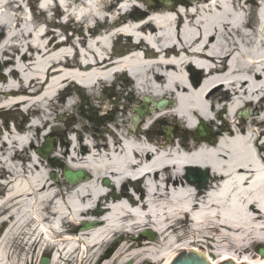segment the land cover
<instances>
[{
    "label": "bare ground",
    "instance_id": "6f19581e",
    "mask_svg": "<svg viewBox=\"0 0 264 264\" xmlns=\"http://www.w3.org/2000/svg\"><path fill=\"white\" fill-rule=\"evenodd\" d=\"M53 1L56 9L71 13L70 20L79 18L73 36L44 32L42 24L54 25L53 20L26 13V0H0V58L10 59L9 77L0 81V112L26 106L39 116L27 126L15 119V130L8 125L6 132L0 130V224H8L0 237V264H30L31 252L39 251L37 258H43L45 250L55 252L51 264H74L79 257L82 264H170L177 251L205 248L215 254L207 255L211 264L232 259L264 264V257L252 252L257 245L264 247V145L252 139L256 133L264 137V46L258 42L256 21L252 26L247 15L250 3L256 6L255 15L260 11V1L194 0L182 2L186 7L177 10L178 0H163L171 5L154 7L148 22L142 8L153 9L140 4L142 0ZM143 2L155 5L152 0ZM50 4L51 0L42 2L49 10ZM126 35L134 41L118 43L111 57L114 36ZM62 36H67L66 42H60ZM78 48L85 51L81 61L66 57ZM126 50L135 51L129 60L123 59ZM118 63L129 69L138 86L131 80L121 88L114 86L118 99L126 100L123 109L118 104L111 109L108 93L105 90L101 97L98 86L109 82ZM76 83L90 88V98L85 99L104 117L101 130L73 111L72 88L81 90ZM147 96L153 108L135 122L132 110L142 108ZM161 97L173 98L174 104L155 109L153 103ZM243 104L258 114L248 115L242 130L248 132L240 137L228 122L238 118ZM47 109L57 114L58 122ZM69 113L72 121L62 126ZM178 117L190 129L197 119L208 125L223 121L231 138L219 143L167 141L158 138L162 133L153 137L141 127L174 123ZM48 127L59 136L54 164L30 153L35 142L48 137ZM54 165L82 169L89 178L75 184L54 181L45 170ZM188 168L209 170L213 182H222L212 189L210 182L206 210L195 204L205 191L181 175ZM143 174L150 186L148 193L141 190L138 200L122 182ZM97 201L103 209L94 207ZM192 210L198 211V222L184 213ZM89 216L105 221L82 229V218L88 224ZM151 226L156 240L131 238L118 244L110 261L107 254L101 256L117 233L144 232ZM65 229L80 232V238L65 235ZM15 241L28 248L16 263Z\"/></svg>",
    "mask_w": 264,
    "mask_h": 264
},
{
    "label": "rangeland",
    "instance_id": "374dc122",
    "mask_svg": "<svg viewBox=\"0 0 264 264\" xmlns=\"http://www.w3.org/2000/svg\"><path fill=\"white\" fill-rule=\"evenodd\" d=\"M30 1H31L30 2L31 5L29 4V0H26L25 8H27V10H28L30 6H35V9H36L38 7V3H37L38 0L37 1L36 0H30ZM184 2H189V4H190V3L193 2V0H184ZM155 3H156V7L157 6H163L162 3L159 0H157ZM181 3H182V0H181ZM140 4L146 5L145 2H143V0L140 1ZM178 4H180V3L178 2ZM146 6H151V5H146ZM248 7H251L252 10H254L256 8V6L254 4H250ZM49 19H51V18H49ZM63 20L65 21V18ZM53 22L55 24H57V26H58V28H60V30H63V31L66 30V29H64L65 26H62L58 22V19L53 20ZM76 24H78V23L73 21L72 23L68 24L67 26H68V28H71V29L72 28H75L76 29V28H78ZM50 27L52 28V25L51 24L49 25V28ZM57 30H59V29H57ZM2 40H3V36L0 37V42ZM129 41L130 40L127 37H122L121 39H118L116 41V43H120L121 42V43L127 44V43H129ZM9 60L10 59H8V58H0V73H1L0 81H2V82H4L5 81V78L7 77L8 67H6V64L9 63ZM129 82H130V78L127 75H123V76H121L119 78V80H118L117 83H118V85H119V83L121 85H123V84L125 85V84H128ZM131 83H132V80H131ZM2 85H4V84L2 83ZM109 85H111V84L110 83L109 84H106L104 86L105 89H104V87H103V89L101 87H100V89H98V92L100 93V96L103 97L104 94H103V92L101 93V91H99V90H101V89L102 90H106L105 92L108 93L107 96H109L107 102L110 104L111 109H114L117 104L123 109L125 106L122 105V104L125 102L126 99L125 98L124 99L123 98L118 99V94L116 92H114V89L111 88ZM132 88H133L132 85L129 86V90L132 89ZM72 92L75 94V89L72 88ZM81 92L84 93L86 91L82 90ZM86 93H88V92H86ZM127 95H128V92L125 93V97ZM88 98H90V97H88ZM79 101L80 102L77 103V100H76V104L77 105L75 104V107H74V110H73V111L76 112V115L82 117L83 120H85L86 122H88L92 126L94 125V126L98 127L99 128L98 130H101L102 127L104 126V124H106V122L104 121V117H102L99 114V112L97 110H95V108H92V105H91V103H89L88 100H86V99H82L81 100L80 99ZM142 102H143V98H142ZM24 110H25V107L16 108V109H14L12 111L5 110V111H3V112L0 113V116L4 120H6V123H9L10 120L18 119L20 121V123H22L24 126H27L28 122L30 121V116L27 117L26 116L27 114H26V112ZM251 110L256 111L255 108H251ZM114 112H115V117H116V110ZM132 112H134V109L132 110ZM47 113L48 114H53V115H51L52 121L54 120V122H58L57 114H54L53 111H51L49 109H48ZM23 117L25 119H27V120L23 119ZM71 119H72V113H69L67 115V118H65V120L63 122H60V124L62 126H64V123L66 122V120H71ZM130 120L133 121V119L131 118V116H130ZM107 125L109 126V123H107ZM0 130H1V132H5L4 131V127L1 124V120H0ZM168 130H170V135L169 136L167 135ZM49 131L50 130H47V132H49ZM158 132L159 133H162L161 135L158 136V138H165L166 137L167 138V141H170L172 139L173 140L175 139V141H177L180 138H185V139L188 140L189 139V136H190V134L188 133V131L184 130L180 126V124H178V121H177V123L174 122V123H170V124H167V123L155 124L154 127L151 130L150 135L154 137L155 134L158 133ZM52 134H53V138L56 140V143H57L56 148H58L59 136L57 134H55V133H52ZM45 142H46L45 139H42L41 142H39V143L35 142V146H34L33 149H31L30 153L33 156H38L37 150L39 148H41L44 145ZM55 153H56V149L52 151V153L49 156V159H44V161L46 163H52V164H54L53 161H54ZM47 172L48 173H56L58 175V180L61 181V182L66 183L64 177L62 176L63 175L62 174V168L56 167V165H54L53 168H51V169L49 168V170H47ZM177 230L178 229H176L175 231H177ZM143 239H144V237L142 236L137 241H142ZM20 243H21L20 241H15V244L14 245L12 244V246L14 247L13 248L14 257H17L16 260H12V261H15V263L20 261L21 257L25 254V251H27V249H28V248L25 247L24 244L21 245ZM38 253H39V251L31 252L30 257H33L34 256V261H33V263L30 262V264L31 263L32 264H39L40 263L41 258H37ZM49 254L47 253V256ZM114 255H115L114 254V251H111L110 253H108L107 254V257H106V261H110ZM19 264H22V263H19ZM130 264H133V263H130Z\"/></svg>",
    "mask_w": 264,
    "mask_h": 264
},
{
    "label": "water",
    "instance_id": "95a60500",
    "mask_svg": "<svg viewBox=\"0 0 264 264\" xmlns=\"http://www.w3.org/2000/svg\"><path fill=\"white\" fill-rule=\"evenodd\" d=\"M139 114L143 115V113H141V112H139ZM66 178H67V180H68V182L70 184H74V183H76V182H78L80 180H86L87 176H86L85 173H82V172L73 173L71 171H66ZM190 180L192 182H195V179H193V178H190ZM89 227H90V225L86 226V228H89ZM179 252H183V251H177L175 256H174V258H173V260L175 259V257H177ZM198 253L204 254L202 252H198ZM262 254L264 255V251L262 252ZM226 261H228V260H222V262H226ZM234 262H236L237 264H250V263H243V262H237V261H234ZM48 263H49V260L44 259L42 264H48ZM173 264H209V263L203 257H200V256H198L196 254H193V253H189V254H186L184 256H181ZM225 264H234V263L228 262V263H225Z\"/></svg>",
    "mask_w": 264,
    "mask_h": 264
}]
</instances>
